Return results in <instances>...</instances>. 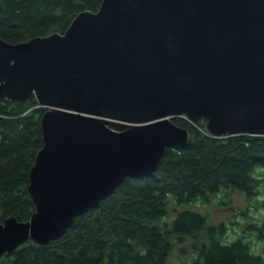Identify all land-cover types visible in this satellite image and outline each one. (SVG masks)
Wrapping results in <instances>:
<instances>
[{"label": "water", "instance_id": "95a60500", "mask_svg": "<svg viewBox=\"0 0 264 264\" xmlns=\"http://www.w3.org/2000/svg\"><path fill=\"white\" fill-rule=\"evenodd\" d=\"M66 32L0 36V99L37 96L36 210L0 221V256L49 243L129 175L190 142L177 115L224 137L264 135V0H102ZM218 264V263H209Z\"/></svg>", "mask_w": 264, "mask_h": 264}, {"label": "trees", "instance_id": "16d2710c", "mask_svg": "<svg viewBox=\"0 0 264 264\" xmlns=\"http://www.w3.org/2000/svg\"><path fill=\"white\" fill-rule=\"evenodd\" d=\"M102 0H0V36L20 42L66 32L77 13L97 10ZM37 96L19 104L0 99V221L13 215L29 221L36 210L28 193L31 166L44 143ZM191 140L167 148L157 171L129 175L116 192L76 216L62 236L49 243L25 241L0 256V264H166L176 242L194 240V257L184 264H264L251 237L231 242L227 226L188 205L242 193L249 200L247 224L261 228L264 214V135L211 136L205 120L177 115ZM231 190H233L231 192ZM178 208L177 212L172 207ZM176 208V209H177ZM254 208V209H253ZM176 212V213H175ZM173 214V216H172Z\"/></svg>", "mask_w": 264, "mask_h": 264}, {"label": "rangeland", "instance_id": "374dc122", "mask_svg": "<svg viewBox=\"0 0 264 264\" xmlns=\"http://www.w3.org/2000/svg\"><path fill=\"white\" fill-rule=\"evenodd\" d=\"M228 200L229 199L227 195L223 194V195L214 197L212 201L209 203L204 204V203H199V202H193V204H189L188 206L191 208L200 209L204 213H208L210 216L209 222H212V223L220 224V222L225 221L226 223L231 224L232 220L235 221L237 218H239L238 220L242 222L241 224L238 225L240 228H238L234 224L233 230L227 233V236H226L227 238L231 239V241H233L238 234L245 232V230L247 229V226H246L247 221L246 219L242 221L241 217L242 216L244 217L245 211L248 210L247 206H249V202L247 201L245 196L241 197L239 195L233 196V201L231 205ZM172 207L177 212L178 208L176 206H172ZM254 213L257 216L263 215L264 206H263V210L262 209L257 210V212L252 210V214ZM256 241H257V244H254V249L257 250V252L264 251V240L259 239ZM175 242H176V245L171 251L172 254H171L170 260H168L166 264H184L186 259H190L194 257L196 252H193L194 240L191 237H188L187 240L182 243L177 242V241Z\"/></svg>", "mask_w": 264, "mask_h": 264}, {"label": "flooded vegetation", "instance_id": "af4514ba", "mask_svg": "<svg viewBox=\"0 0 264 264\" xmlns=\"http://www.w3.org/2000/svg\"><path fill=\"white\" fill-rule=\"evenodd\" d=\"M187 118V117H186ZM233 190H231V192H232ZM234 195H239V196H243L242 195V193H240V192H237V193H231V196L228 198L229 200V203H230V205H231V203H232V201H233V196ZM247 201L249 202V200L247 199ZM250 203V202H249ZM254 209V208H253ZM245 213H246V211H245ZM257 216V215H256ZM242 219V221H244L245 220V216L243 217H241ZM239 218H237L235 221L234 220H232L231 221V224L230 223H226L225 221H224V224L227 226V230H228V232H226V236H227V233H229L230 231H232L233 230V226H234V224H235V226H237L238 228H240L238 225L239 224H241L242 222L241 221H239L238 220ZM254 223V222H253ZM253 223H251V224H253ZM251 224H249V225H247L246 224V226H247V229L245 230V232H242V233H240V234H238L237 236H236V238H239L240 236H244V237H246V236H248V237H251V239L253 240V242L255 243V244H257V241L256 240H264V225H259L260 226V228H261V231L259 230V227H256V226H253V225H251ZM246 228V227H245ZM227 238V237H226ZM235 238V239H236ZM228 240H230L231 241V239H229V238H227ZM234 239V240H235ZM231 242H233V241H231ZM260 252H263L264 253V251H260Z\"/></svg>", "mask_w": 264, "mask_h": 264}]
</instances>
